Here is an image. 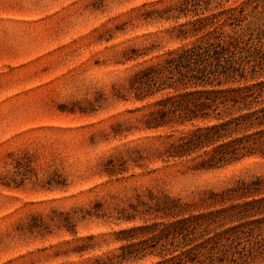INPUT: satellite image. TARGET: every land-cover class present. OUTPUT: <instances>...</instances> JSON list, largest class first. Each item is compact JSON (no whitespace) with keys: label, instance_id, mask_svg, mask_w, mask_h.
Instances as JSON below:
<instances>
[{"label":"rangeland","instance_id":"rangeland-1","mask_svg":"<svg viewBox=\"0 0 264 264\" xmlns=\"http://www.w3.org/2000/svg\"><path fill=\"white\" fill-rule=\"evenodd\" d=\"M180 1L0 0V264H151L153 246L116 257L123 230L167 221L150 191L194 202L264 177L260 155L213 168L197 154L166 157L190 125L146 127L159 93L138 100L126 89L135 71L207 31L239 27L225 14L184 36L181 26L231 8H242L241 26L264 23V0L184 12ZM249 40L242 55L263 78L264 35Z\"/></svg>","mask_w":264,"mask_h":264},{"label":"trees","instance_id":"trees-1","mask_svg":"<svg viewBox=\"0 0 264 264\" xmlns=\"http://www.w3.org/2000/svg\"><path fill=\"white\" fill-rule=\"evenodd\" d=\"M207 1L181 0L175 9L184 12ZM222 14L239 27L207 31L197 42L135 71L126 87L138 100L159 93L144 114L146 127L190 125L164 153L197 154L193 159L201 168L264 156V77L242 55L254 31L263 38L264 23L241 26L242 8H231L181 26L178 33L200 30ZM203 194L200 201L184 202L150 191L155 216L167 221L123 230L128 243L118 260L153 246L160 259L151 264H264V177Z\"/></svg>","mask_w":264,"mask_h":264}]
</instances>
